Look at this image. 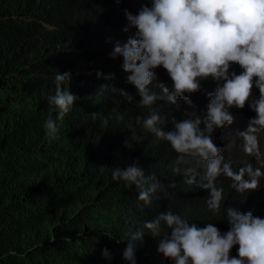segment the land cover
Returning <instances> with one entry per match:
<instances>
[{"label":"clouds","instance_id":"obj_1","mask_svg":"<svg viewBox=\"0 0 264 264\" xmlns=\"http://www.w3.org/2000/svg\"><path fill=\"white\" fill-rule=\"evenodd\" d=\"M108 1L93 17L68 19L59 28L51 13L40 22L34 35L40 78L52 79L46 98L54 113L43 131L76 140L113 117L118 90L136 102V113L118 120L110 140L101 135L100 154L107 145L127 146L123 124L132 121L166 142L167 172L176 184L146 176L137 164L112 169L116 191L103 189L97 197L127 220L125 238L116 241L121 259L264 264V0H111L110 7ZM97 15L94 33H85ZM72 33L86 42L83 51L55 54L54 42ZM97 50L104 63L98 66V58L89 65L90 91L78 105L71 84L84 79L73 83L70 71ZM197 196L223 218L197 223L172 208ZM157 239L156 256L138 251L139 243ZM102 255L110 258L107 249Z\"/></svg>","mask_w":264,"mask_h":264},{"label":"trees","instance_id":"obj_2","mask_svg":"<svg viewBox=\"0 0 264 264\" xmlns=\"http://www.w3.org/2000/svg\"><path fill=\"white\" fill-rule=\"evenodd\" d=\"M102 7L103 0H0V264H130L121 259L116 244L125 238L127 220L97 197L98 192L116 191L110 172L133 164L146 176L176 186L175 177L167 172L171 150L166 142L132 121L123 124L128 123L127 146L113 150L107 145L100 154L101 135H109L110 140L118 120L133 119L136 113V102L127 101L118 90L113 117L76 140L56 139L43 131L54 113L46 98L52 79L40 78L39 43L34 38L40 22L51 13L49 21L59 28L68 19L93 17ZM22 17L33 21L16 20ZM99 17L83 28L85 33L94 31ZM79 40V33L69 34L54 42L53 50L58 48L55 54H61L81 49L86 42ZM102 56L104 52L97 50L70 71L73 83L84 79L78 86L71 84L79 92L78 105L90 91L89 65L98 58V66L102 65ZM28 64L32 66L24 68ZM124 90L132 95L130 88ZM183 200L172 208L189 221L223 218L207 211L202 196ZM158 240L139 243L138 251L156 256ZM105 249L110 258L102 255ZM154 261V257H135V264Z\"/></svg>","mask_w":264,"mask_h":264}]
</instances>
